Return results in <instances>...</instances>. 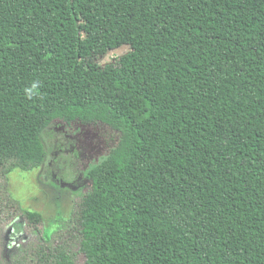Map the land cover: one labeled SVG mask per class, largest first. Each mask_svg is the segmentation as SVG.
<instances>
[{
	"label": "trees",
	"instance_id": "trees-1",
	"mask_svg": "<svg viewBox=\"0 0 264 264\" xmlns=\"http://www.w3.org/2000/svg\"><path fill=\"white\" fill-rule=\"evenodd\" d=\"M58 122L116 136L84 169L83 262L39 264H264V0H0V173Z\"/></svg>",
	"mask_w": 264,
	"mask_h": 264
},
{
	"label": "rangeland",
	"instance_id": "rangeland-1",
	"mask_svg": "<svg viewBox=\"0 0 264 264\" xmlns=\"http://www.w3.org/2000/svg\"><path fill=\"white\" fill-rule=\"evenodd\" d=\"M126 51L127 47L110 51L99 62L112 63ZM115 136L98 125L52 123L41 134L46 157L40 167L0 173V264H39V257L58 245L83 262L77 241L68 232L89 188L84 169L106 153ZM89 142L93 146L101 142L103 150L89 151ZM23 210L40 214V221L24 218Z\"/></svg>",
	"mask_w": 264,
	"mask_h": 264
},
{
	"label": "flooded vegetation",
	"instance_id": "flooded-vegetation-1",
	"mask_svg": "<svg viewBox=\"0 0 264 264\" xmlns=\"http://www.w3.org/2000/svg\"><path fill=\"white\" fill-rule=\"evenodd\" d=\"M87 126H90L91 124H86ZM92 126H94V125H92ZM87 129H85L84 130V134L86 135V136H84L86 139H90V137L88 136V133H87V131H86ZM72 137H74V134L72 135ZM101 142H103V141H101ZM100 142V144L99 145H97V146H93V143L92 142H89V146H90V149H89V151H94L93 150V147H95V150H96V153H99L100 151H102L103 150V148H102V143ZM97 147H99V149L97 148ZM107 147H108V145H107Z\"/></svg>",
	"mask_w": 264,
	"mask_h": 264
}]
</instances>
